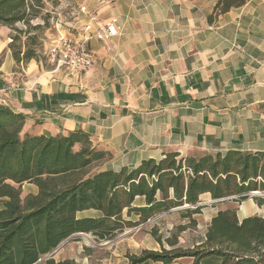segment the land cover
<instances>
[{"label": "crops", "instance_id": "crops-1", "mask_svg": "<svg viewBox=\"0 0 264 264\" xmlns=\"http://www.w3.org/2000/svg\"><path fill=\"white\" fill-rule=\"evenodd\" d=\"M52 1L57 33L50 45L88 35L96 62L71 72L55 69L46 55L15 62L13 32L0 25V105L24 116L23 132L81 130L111 153L102 167L113 170L166 152H264V0L211 20L218 0ZM114 17L122 32L97 39V28ZM25 185L27 195L36 194L35 184Z\"/></svg>", "mask_w": 264, "mask_h": 264}, {"label": "trees", "instance_id": "trees-1", "mask_svg": "<svg viewBox=\"0 0 264 264\" xmlns=\"http://www.w3.org/2000/svg\"><path fill=\"white\" fill-rule=\"evenodd\" d=\"M44 3L0 0V25L26 35L14 25L28 24ZM245 3L218 0L209 19ZM18 39L12 34L8 45L15 62L38 60L34 50L15 44ZM24 122L22 114L0 105V198H6L0 210V264H73L70 259L55 261L50 253L78 232L103 240L171 208L188 205L179 210L182 216L198 213L203 196L213 202L229 197L240 202L252 191L264 192L263 151L186 156L166 152L159 160L148 158L131 169L113 170L102 167L111 153L95 147L89 134H27ZM23 183L35 184L36 194L22 196ZM136 196L143 197L144 205L134 204ZM254 199L264 204V199ZM91 209L99 216L79 215ZM211 217L206 234L195 245L175 246L177 240H168L169 248L144 250L129 264H173L181 259L191 264H264V217L239 219L232 208Z\"/></svg>", "mask_w": 264, "mask_h": 264}, {"label": "rangeland", "instance_id": "rangeland-1", "mask_svg": "<svg viewBox=\"0 0 264 264\" xmlns=\"http://www.w3.org/2000/svg\"><path fill=\"white\" fill-rule=\"evenodd\" d=\"M47 2L28 24L17 22L14 25V28L26 31V35L19 34L11 28L12 34H17L19 37L15 44L22 50L26 48L34 50L39 60L44 58L47 48L57 33L54 28L55 16L51 13L55 1L47 0ZM35 26L37 28H34ZM21 190L22 196H25L29 192V187L25 185ZM255 197L264 199V192L260 191V195L257 196H248L240 202L232 200L213 202L209 197L203 196L199 201L202 208L198 213L182 216L179 212L181 208H171L154 216L149 222L125 227L110 238L98 240L90 234H85L91 240L87 243L85 237L77 235L76 238L64 242L55 253L50 255L55 261L70 259L73 264H129L130 258L137 257L144 250L160 251L161 245L163 248H169L168 240H177L175 246H193L206 234L209 219L218 210L235 209L239 219L253 214L264 217V204H257ZM157 238L160 239L161 244ZM173 264H191V262L188 259H181Z\"/></svg>", "mask_w": 264, "mask_h": 264}, {"label": "built area", "instance_id": "built-area-1", "mask_svg": "<svg viewBox=\"0 0 264 264\" xmlns=\"http://www.w3.org/2000/svg\"><path fill=\"white\" fill-rule=\"evenodd\" d=\"M121 32L122 28L117 18L114 17L100 25L94 32V36L99 40H108ZM87 38L88 35H85L81 40L71 36L57 38L45 53L46 59L55 69H64L70 72L86 71L96 62L94 53L86 47Z\"/></svg>", "mask_w": 264, "mask_h": 264}, {"label": "water", "instance_id": "water-1", "mask_svg": "<svg viewBox=\"0 0 264 264\" xmlns=\"http://www.w3.org/2000/svg\"><path fill=\"white\" fill-rule=\"evenodd\" d=\"M257 195H260V192H258V191H252L251 193H248L247 196L252 197V196H257ZM227 199L230 200V199H233V197H229V198H227ZM198 205H201V203H198ZM185 207H188V205L179 206V208H185ZM179 208H177V209H179ZM77 235H80V236H83V237H87L84 233H82V232H78L77 234H74L73 236H71V237L65 239V240H64L59 246L63 245L64 242L68 241L69 239H71V238H73L74 236H77ZM59 246H58V247H59ZM58 247H56L54 250H52L50 254L55 253V251H56V249H57Z\"/></svg>", "mask_w": 264, "mask_h": 264}, {"label": "bare ground", "instance_id": "bare-ground-1", "mask_svg": "<svg viewBox=\"0 0 264 264\" xmlns=\"http://www.w3.org/2000/svg\"><path fill=\"white\" fill-rule=\"evenodd\" d=\"M85 240H86L87 243H90V241H91L87 237H85Z\"/></svg>", "mask_w": 264, "mask_h": 264}]
</instances>
